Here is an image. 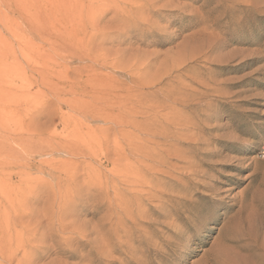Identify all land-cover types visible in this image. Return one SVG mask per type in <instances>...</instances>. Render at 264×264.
Masks as SVG:
<instances>
[{"label":"rangeland","instance_id":"1","mask_svg":"<svg viewBox=\"0 0 264 264\" xmlns=\"http://www.w3.org/2000/svg\"><path fill=\"white\" fill-rule=\"evenodd\" d=\"M55 157L77 167L74 206L62 191L32 227L13 215V238L37 226L14 264H241L232 224L264 172V0H0V214L32 161L45 207ZM67 207L78 229H61Z\"/></svg>","mask_w":264,"mask_h":264},{"label":"bare ground","instance_id":"2","mask_svg":"<svg viewBox=\"0 0 264 264\" xmlns=\"http://www.w3.org/2000/svg\"><path fill=\"white\" fill-rule=\"evenodd\" d=\"M28 134H29V132H28ZM40 136H41L42 141L47 140V143L49 144V146H48L49 149L47 151H49V152H61V153L67 154L69 156L82 155L84 157L88 154H93L96 152V150H95L96 148L93 147V145H91V144H87V146H85V149L80 151L81 149L78 150V147L76 149L75 146L73 144H71V142H69L68 144H64L65 142L62 143L63 142L62 141V142H59L58 144H55L57 141H55L53 138H50V137L46 138L45 137L46 134H45V136H44V134H40L38 137H40ZM75 138H76V135H75ZM50 139H51V141L53 140V143L50 141ZM76 140H77V138H76ZM79 140H80V137H79ZM75 142L76 141L74 140V143ZM78 142H80V141H78ZM145 143L147 144V142H145ZM145 143H141V144L143 145ZM77 144H79V143H77ZM130 144H132V143H130ZM79 145H81V144H79ZM134 145L130 146L131 149H132V146H134ZM137 145H138V143H137ZM115 146H117V145H115ZM146 146H148V145H146ZM79 148H80V146H79ZM138 148H139V145H138ZM134 149L136 151H138L136 147H134ZM143 150H144V148H143ZM31 152H33V154H35L34 155L35 157L38 154H40V151H31ZM41 154H46V153H41ZM124 154H125V156L128 154L127 151H125V149H124ZM50 155L51 156L55 155V153H51ZM25 156H30V151L26 152ZM114 159H116V158H114ZM71 161L72 160L70 158L65 159V158H56L55 157V158H51L50 160H43L40 162V163H47L48 164L47 169L41 170V171L44 174H46L48 177L52 178V180L54 181L50 186V189H51L50 192L51 193L49 194V198L46 201L47 203L45 204V207L43 209H41V211L34 208L33 204H32V203L38 202L37 200H35L38 197V191L35 192V190L38 189V187L37 186L30 187V183L32 182L31 180L33 178V176H31L32 175V167L35 166L34 162L32 161V165L29 167L28 170L23 168L19 172H17L18 175L20 176L19 185L18 184L16 185L17 186L16 190H12V189L9 190L8 189V191H5V197L8 200V202L2 203L3 204L2 205V212L0 214V264L2 263L1 262L2 260H5L3 262H5V263L7 262V264H14L15 260H17V257H16L15 253L14 254L11 253V251L14 249L11 242L13 240H16V241H19L18 246H24L30 240L31 236L33 235V232L37 230V226H35L34 231L28 230L26 236L21 237V239L13 238L9 234V232H8L9 228L7 227L8 223H9V221L13 215H17L20 219L27 218V220H26L27 224L25 222H21V221H18V222H19V224L22 225V227H25L27 225L26 228H28V227H32L31 225H33V223H35V222H33L34 220H31L30 217L35 216V215H36V217H39L40 212L43 214L47 213L48 215L53 214V212L55 211L53 209V200L56 199L58 193H62V191L65 192L63 197L60 198V200L61 199L64 200V198H65V203L69 204L70 189H71L72 185L75 183L77 176H78L77 167L74 166L71 169V166H70ZM118 161H120V158ZM118 161H116V163ZM159 161H161V160H159ZM113 162L115 164L114 160H113ZM260 164L261 163L259 161V164H257L254 168V173L252 175L253 181L251 183V185H252L251 190L252 191H250V197L247 200V202H245V201L242 202V204L239 208V211L237 212L239 217L234 219L233 224H232V226L237 228V231H238L237 233L243 232L242 234H243L244 238H242V241L244 240V243H246L245 244L246 248L244 250L246 252V256L245 257L240 256V255L237 256L238 257L237 259H239V261H241V264H242V262H245L246 258H249V257L253 259V261H252L253 264H257V261L259 262L261 259H262V261H264V172L259 173V169L261 166ZM153 167H156V166L154 165ZM100 175H102V174H100ZM92 183H94L93 186H95V182L91 181V184ZM11 186H13V185H11ZM89 186H90V184H89ZM85 187H88L87 184ZM97 187H99V186H97ZM83 188L84 187H82V189ZM78 189L80 190V186ZM92 189H94V187ZM95 189H96V187H95ZM30 192H35V193H33L30 197H28ZM77 195L82 196V194H77ZM88 195L89 194H87V196ZM77 197L80 198V196H77ZM74 200H75V198H74ZM77 200H78V198H77ZM81 200H82V198H81ZM83 201H84V198H83ZM75 203H77V202H75ZM79 204H80V202H79ZM29 205H30V207H29ZM69 205L74 206L73 204H69ZM75 207H76V205H75ZM66 209H69V208L67 207V208L61 210L62 213L58 215V222L62 226L61 229L62 230L67 229L70 226L74 227L75 229H78L77 228L78 226H76V224L68 225L65 227L66 223H72L74 220L73 219V220L66 222V219L70 216H75V213H73V211H69ZM253 209L254 210L257 209L258 211L261 210V213H263V214L260 216L258 223L255 226L251 227L252 224H251L250 216H251V213L253 212ZM53 217L54 216H52L50 219L52 220ZM28 219H30L31 221H29ZM2 222L4 223L5 226H2ZM37 223H39V222H37ZM226 240L227 239H225V241ZM70 243H72V242H70ZM73 243H75V242H73ZM255 248L258 251H260L261 253L256 254L255 252H253V250ZM219 252H216L215 256L220 255ZM217 253H219V254H217ZM18 264H23L22 260H18ZM243 264H250V263H243ZM258 264H260V263H258Z\"/></svg>","mask_w":264,"mask_h":264}]
</instances>
